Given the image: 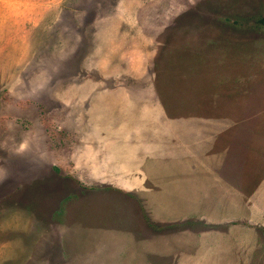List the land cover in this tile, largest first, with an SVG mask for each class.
I'll use <instances>...</instances> for the list:
<instances>
[{"label": "rangeland", "instance_id": "obj_1", "mask_svg": "<svg viewBox=\"0 0 264 264\" xmlns=\"http://www.w3.org/2000/svg\"><path fill=\"white\" fill-rule=\"evenodd\" d=\"M0 264H264V0H0Z\"/></svg>", "mask_w": 264, "mask_h": 264}]
</instances>
